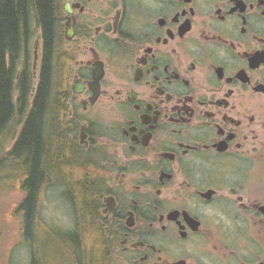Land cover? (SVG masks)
<instances>
[{"label":"flooded vegetation","instance_id":"obj_1","mask_svg":"<svg viewBox=\"0 0 264 264\" xmlns=\"http://www.w3.org/2000/svg\"><path fill=\"white\" fill-rule=\"evenodd\" d=\"M97 3L63 1L66 60L43 108L46 144L80 149L105 184L73 224L96 234L87 252L264 264V0H115L93 24Z\"/></svg>","mask_w":264,"mask_h":264},{"label":"trees","instance_id":"obj_2","mask_svg":"<svg viewBox=\"0 0 264 264\" xmlns=\"http://www.w3.org/2000/svg\"><path fill=\"white\" fill-rule=\"evenodd\" d=\"M63 19L62 0H0V138L9 125L13 127L15 119V125L20 127L13 146L0 155V168L12 163L21 169L15 177L13 195L17 199L10 200L12 203L2 215L7 222L16 223L13 232H17L18 242H29L32 238L37 222L36 206L44 188L45 165H52L48 164L49 158L45 159L46 140H41V130L52 74V51L63 34ZM37 32L42 37L44 57L40 84L32 101L31 67L23 56L29 52V39ZM88 179L91 180L89 174ZM86 185L87 181L83 190ZM65 238L67 248L76 254L72 256L75 264H110L98 254L96 246L88 258L77 233L68 232ZM40 260L39 254L33 252L26 264H43Z\"/></svg>","mask_w":264,"mask_h":264},{"label":"bare ground","instance_id":"obj_3","mask_svg":"<svg viewBox=\"0 0 264 264\" xmlns=\"http://www.w3.org/2000/svg\"><path fill=\"white\" fill-rule=\"evenodd\" d=\"M62 5H63V0H62ZM39 32H37L38 34ZM36 34V36H37ZM36 39V38H35ZM30 40L28 42V48L30 46ZM35 41V40H34ZM64 43L61 42V34L60 37L58 38V41L56 42V45L52 51L53 55H52V60L53 58H56L57 62L60 65V67H62V65H64V62L66 60V53L64 51ZM25 56H23L24 58ZM31 69V68H30ZM18 74L20 73V68L19 71L17 72ZM17 79V78H16ZM36 81L33 78L32 75V70H31V93H30V98H32V91L33 87H34V83ZM54 125V121L52 119H50L46 124H43L42 130H41V140H43L45 142L46 137L48 136V134L50 133L52 126ZM20 129V127H19ZM62 139V137H58L56 138L54 141H52L50 144H46L45 149H47L46 151V160H48V158L50 159V161L48 162V164H51L53 162L52 165H45L46 167V174L44 176L43 179V185L44 188L42 190V193L44 192V190L46 188H54L55 190H53V195H57L58 199L60 200L59 196L63 199L64 197L69 198V200H71V206L68 207L67 212L75 214L74 217H70L69 221L72 222L70 228H68V230H64L63 228H57L61 231L63 238H64V250L66 251L68 258L70 260V264H75V262L72 260V256L75 257V253L72 252L71 250H69L66 246V234L68 232H73V233H77L79 238L84 246L85 244H89L91 241H93L96 238V234L94 233V231L91 228H87L84 229L82 226H80L79 229H74L73 231H71L74 226L73 224H77V223H83V213L85 210H89L88 208H92V211L95 210L97 211L99 206H101L100 203V198L102 195V192L105 191V184L103 182V180L98 179L96 177V175L94 176V178H92L91 180L88 179V174L87 172H90V174L94 173V170L91 169L90 165L88 164H78L79 162L83 161V158L85 157V153H83L80 149L75 148L73 151L69 152V154L65 153V155L60 156L61 159H59L57 157V152H58V147L60 145H64L63 143H60V140ZM62 152V151H60ZM46 164V163H45ZM4 166H9V164L4 165ZM3 166V167H4ZM11 166H15V164L11 163ZM3 167H1L0 169H2ZM82 169H85V171L81 172ZM21 171H19L20 173ZM18 173V174H19ZM87 181V185L86 188L83 190L82 188L84 187V185L86 184ZM62 192L63 194H67V196H62ZM1 193H2V187L0 185V197H1ZM42 195V194H41ZM40 195V196H41ZM69 195V197H68ZM13 196V191L9 194V196H6L4 201H10L11 198ZM76 196V197H75ZM64 201V200H63ZM9 208V206L7 207V209ZM35 221L36 222V226L34 231L36 230L37 226H40V233L43 234V236H40V239L38 238L37 241L33 242L32 248H31V253L33 252H37V254H39L41 260L40 261H48V259L44 256L42 250H43V245H45L46 243H48V241L50 240L49 237L50 235H55L54 231L55 226H46L40 217V200H38L37 206H36V217H35ZM14 227L16 226L15 222H11ZM41 223V224H40ZM42 225V227H41ZM2 233V231L0 232ZM94 236H93V235ZM95 237V238H94ZM101 238H100V242H101ZM41 243L43 245H41ZM39 244V246H38ZM94 245L91 247V250L87 252V257L91 258V251L93 250ZM87 251V250H86ZM89 253V254H88ZM53 254L55 255V251H53ZM98 254L101 257H104L105 261L110 263V264H114V261L112 260L111 257H106L105 255L102 254V251L99 247L98 249ZM57 255V253H56ZM60 264H62V262L60 261Z\"/></svg>","mask_w":264,"mask_h":264},{"label":"rangeland","instance_id":"obj_4","mask_svg":"<svg viewBox=\"0 0 264 264\" xmlns=\"http://www.w3.org/2000/svg\"><path fill=\"white\" fill-rule=\"evenodd\" d=\"M64 1V0H63ZM115 2V0H98V3L96 4V8L99 6V9L102 10V13L93 15L90 14L88 19L93 21V24L99 23L101 20L104 19V13L108 10L107 5H112ZM113 11V10H112ZM112 17H114V13H112ZM64 25V21H63ZM36 34L34 33L33 36H31L30 40V46H29V52L25 56L28 61L30 62V67H32V57H33V43L36 38ZM63 37L61 36V42H63ZM22 59V58H21ZM27 61V65H28ZM23 63V61H21ZM53 66L52 70L58 71L60 69V65L56 58H53L52 60ZM19 67H22V64L20 63L18 65V71ZM12 128L9 125L7 129H5L3 135L0 138V155L4 151L9 150L15 141V134L18 132V128L15 125ZM13 122V121H12ZM11 122V123H12ZM10 123V124H11ZM17 127V128H16ZM49 162V161H48ZM53 164V162L51 163ZM21 171L20 168L17 166H4L2 169H0V185L2 187V193L0 197V264H26L28 263L30 259L31 254V248L34 241H37V239H40V236L42 235L40 231V226H37L36 230L33 231L32 238L29 242L25 241H19L17 238V232L15 231V227L11 222H7L8 220L4 219L2 212L9 206V204L12 203V201H4L6 196H9V194L13 191L15 188V177L16 175ZM2 179V180H1ZM54 188H46L42 195L40 196V217L42 222L48 227V226H55V235H50L48 243L43 245V254L48 259V261H44L43 264H60V261L62 264H70V260L68 258V255L66 251L64 250V238L61 233V231L57 228H63L64 230H68L70 228L72 222L69 221L70 217H74L75 214L67 212L68 207L71 206V200L69 198L64 197L63 199L59 196L60 200L58 199L57 195H53ZM12 196L11 199H17ZM62 196H67V194H63ZM69 197V195H68ZM76 197V196H75ZM64 200V201H63ZM67 209V210H65ZM41 224V223H40ZM42 227V225H41ZM17 229V228H16ZM76 229L74 227L71 231ZM78 229V227H77ZM17 231V230H16ZM39 246V244H38ZM53 251H55V255L53 254ZM57 253V255H56ZM9 255V263H6V259ZM72 258V257H71ZM73 260V258H72Z\"/></svg>","mask_w":264,"mask_h":264},{"label":"water","instance_id":"obj_5","mask_svg":"<svg viewBox=\"0 0 264 264\" xmlns=\"http://www.w3.org/2000/svg\"><path fill=\"white\" fill-rule=\"evenodd\" d=\"M65 10H67L68 12H71V5L69 4L68 1L65 2ZM72 33V29L71 27H67V32H66V36H70ZM41 34L38 33L36 36V39L33 43V57H32V75L34 80L36 81L37 79V75H38V71H39V61H40V47H41ZM36 85V82L34 83ZM35 85L33 87V90L35 89Z\"/></svg>","mask_w":264,"mask_h":264}]
</instances>
